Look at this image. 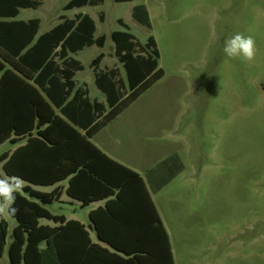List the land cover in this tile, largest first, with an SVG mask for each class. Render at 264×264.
Instances as JSON below:
<instances>
[{"label":"trees","instance_id":"16d2710c","mask_svg":"<svg viewBox=\"0 0 264 264\" xmlns=\"http://www.w3.org/2000/svg\"><path fill=\"white\" fill-rule=\"evenodd\" d=\"M116 3L133 0H114ZM143 1V0H141ZM104 0H69L64 10L98 6ZM41 0H0V145L25 141L0 155L6 177L27 184L14 193L10 216L16 226L8 248L11 264H175L169 233L152 194L173 181L185 165L177 153L140 175L101 150L93 138L164 76L153 36L145 43L118 20L112 31L113 54L122 65L101 68L104 54L91 62L94 83L105 102L92 99L78 72L85 66L73 55L86 47H104L89 14L65 16L39 34L41 20L18 19L22 9ZM132 17L151 28L145 4ZM0 179L2 177L0 176ZM68 180L64 190L59 184ZM33 186H56L43 192ZM105 205L89 214L99 242L77 220L53 214L46 206L63 194ZM46 219L54 225H44ZM9 224L0 217V256ZM103 244H101V243Z\"/></svg>","mask_w":264,"mask_h":264},{"label":"rangeland","instance_id":"374dc122","mask_svg":"<svg viewBox=\"0 0 264 264\" xmlns=\"http://www.w3.org/2000/svg\"><path fill=\"white\" fill-rule=\"evenodd\" d=\"M68 1L41 0L18 19L39 18L41 34L62 16L94 18L96 36L107 37L104 47L74 54L85 66L75 78L91 98L104 101L90 66L97 55L104 54L101 68L118 66L124 75L110 37L121 29L119 19L140 42L149 36L156 41L164 76L102 136L116 133L118 143H131L142 166L159 161L166 149L180 155L183 172L153 194L177 264H264V0H104L66 11ZM138 4L149 11L150 29L132 17ZM237 33L253 39V59L224 54L225 40ZM10 148L0 145V155ZM46 207L88 223L90 208L58 202ZM1 213L16 222L8 211ZM0 264L10 263L5 257Z\"/></svg>","mask_w":264,"mask_h":264},{"label":"crops","instance_id":"0c3cea01","mask_svg":"<svg viewBox=\"0 0 264 264\" xmlns=\"http://www.w3.org/2000/svg\"><path fill=\"white\" fill-rule=\"evenodd\" d=\"M58 24V23H57ZM55 26V25H54ZM53 26V27H54ZM40 27H41V25H40ZM51 29V28H50ZM49 29V30H50ZM48 31V30H47ZM46 32V31H45ZM44 33V32H43ZM42 34V33H41ZM74 56V55H73ZM117 59V58H116ZM103 61V60H102ZM115 67V66H114ZM103 69H105V68H103ZM80 72H82V71H80ZM78 82V81H77ZM95 84V83H94ZM79 85V84H78ZM80 86V85H79ZM90 95V94H89ZM92 99H95V98H92ZM99 100V99H98ZM99 101H101V102H105V96H104V101H102V100H99ZM131 106V105H130ZM129 106V107H130ZM128 107V108H129ZM127 108V109H128ZM126 109V110H127ZM125 110V111H126ZM118 119V118H117ZM116 121V120H115ZM112 123H114V121L113 122H111L110 124H108L105 128H103L94 138H93V142L101 149V150H103L106 154H108L111 158H113V159H115L116 161H118V162H120V163H122V164H124V165H126V166H128V167H130V168H132L133 170H135V171H137L140 175H142V176H145V174H146V172L151 168V167H153L154 165H156L158 162H160V161H162L163 159H165V158H167L168 156H170V155H172V154H175V152L176 151H170V150H165L164 151V153H165V155H163V157H161L160 159H159V161H157L156 163H154L153 165H144V166H142V164L140 165L139 164V162H138V159H139V161H142V157H137L136 158V155L133 157L132 155V144L130 143L129 144V142H125V143H118L117 142V140H116V138L118 137V135L116 134V133H114V135H112L111 136V138H109V135H107V136H102V135H104V132L106 131L105 129H107L108 127H110L111 125H112ZM122 141V140H121ZM6 143V142H5ZM8 143H10V142H8ZM25 143V141H21L20 143H18V144H16V145H13V144H11L10 143V145H11V148L9 149V150H7V151H5V152H13L17 147H19L20 145H22V144H24ZM163 153V154H164ZM140 154L142 155V152H141V150H140ZM4 172H3V170H2V168H1V166H0V176L2 177V179H8V180H11L10 178H8V177H6L5 176V174H3ZM181 174V173H180ZM179 174V175H180ZM178 175V176H179ZM177 176V177H178ZM21 183H22V187L23 186H25L27 183L26 182H23V181H21ZM61 187H64V190H65V188L67 187V185H68V180H66V181H64V182H62V183H60L59 184ZM35 189H37V190H40V191H43V192H51V191H53L54 189H55V187L56 186H51V187H41V186H33ZM41 188H44V189H46V190H42ZM152 197H153V194H152ZM153 200H154V198H153ZM55 202H58V203H64V204H66V203H69V204H72V205H77V206H79L81 209H87V208H90V210H89V212H88V223H84V222H82V221H80V220H77V221H80L81 223H83L86 227H87V229L90 231V234H91V238H92V240L94 241V242H99V240L97 239V241H95L94 239H93V237H92V232L96 235V231L94 230V228H93V226H92V224H91V221H90V217H89V214H90V212L92 211V210H95V209H97V208H99V207H102V206H104L105 205V201H99V202H93V203H91L90 205H88L87 207H82V203L80 202V201H77V200H74V199H71L70 197H68L65 193L61 196V198L59 199V200H57V201H55ZM55 202H53V203H55ZM155 202V201H154ZM156 204V203H155ZM157 206V205H156ZM158 208V207H157ZM159 211V210H158ZM8 212H9V210H8ZM160 213V212H159ZM56 215V214H55ZM160 216H161V214H160ZM0 217L2 218V219H4L5 221H7L8 222V224H9V228H8V236L10 235V239L7 241V245H6V248H5V251H4V253H3V255L2 256H0V261L3 259V258H5V257H7L8 258V261H9V255H8V248H9V244L11 243V235H12V231H13V229H14V227L16 226V222H9L7 219H5L3 216H2V213H1V210H0ZM65 217V216H64ZM161 218H162V216H161ZM66 219L67 220H76V219H68L67 217H66ZM162 221H163V223H164V220H163V218H162ZM40 223L41 224H44V225H54V223L53 222H51V221H49V220H46V219H41L40 220ZM164 225H165V223H164ZM89 226H92V229H89ZM165 227H166V225H165ZM166 229H167V227H166ZM168 231V230H167ZM169 233V232H168ZM169 236H170V234H169ZM96 238H97V235H96ZM7 239H8V237H7ZM170 240H171V237H170ZM101 243V242H100ZM101 244H103V243H101ZM104 245V244H103ZM171 246H172V242H171ZM172 250H173V248H172ZM173 254H174V252H173ZM174 259H175V264H177V262H176V258H175V254H174ZM9 263H10V261H9ZM11 264V263H10Z\"/></svg>","mask_w":264,"mask_h":264},{"label":"clouds","instance_id":"9594fccd","mask_svg":"<svg viewBox=\"0 0 264 264\" xmlns=\"http://www.w3.org/2000/svg\"><path fill=\"white\" fill-rule=\"evenodd\" d=\"M224 54L229 58L243 56L251 60L255 55L254 41L250 36L235 34L230 39H226L223 48ZM22 189V183L19 179H0V197H3L4 208L0 210L15 211L11 204L15 199L14 193Z\"/></svg>","mask_w":264,"mask_h":264},{"label":"water","instance_id":"95a60500","mask_svg":"<svg viewBox=\"0 0 264 264\" xmlns=\"http://www.w3.org/2000/svg\"><path fill=\"white\" fill-rule=\"evenodd\" d=\"M89 229H92V226H89Z\"/></svg>","mask_w":264,"mask_h":264}]
</instances>
